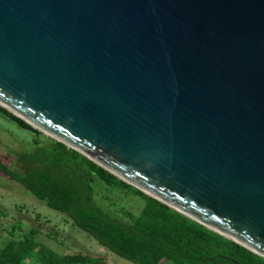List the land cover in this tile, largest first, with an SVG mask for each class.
Segmentation results:
<instances>
[{
	"label": "water",
	"instance_id": "95a60500",
	"mask_svg": "<svg viewBox=\"0 0 264 264\" xmlns=\"http://www.w3.org/2000/svg\"><path fill=\"white\" fill-rule=\"evenodd\" d=\"M0 107L264 258V0H0Z\"/></svg>",
	"mask_w": 264,
	"mask_h": 264
},
{
	"label": "trees",
	"instance_id": "16d2710c",
	"mask_svg": "<svg viewBox=\"0 0 264 264\" xmlns=\"http://www.w3.org/2000/svg\"><path fill=\"white\" fill-rule=\"evenodd\" d=\"M0 154L9 159L0 160V174L8 181L132 264H264V258L124 183L2 107ZM103 193L126 201L112 202ZM36 234L30 230L1 245L0 264H106L81 254L57 255L37 244Z\"/></svg>",
	"mask_w": 264,
	"mask_h": 264
},
{
	"label": "rangeland",
	"instance_id": "374dc122",
	"mask_svg": "<svg viewBox=\"0 0 264 264\" xmlns=\"http://www.w3.org/2000/svg\"><path fill=\"white\" fill-rule=\"evenodd\" d=\"M0 160L3 163L9 161L3 154H0ZM102 196L111 197L115 203L121 201L124 204L126 201L107 193ZM137 202L136 213L141 205ZM108 203L105 201L104 205ZM127 208L133 209L129 205ZM30 230L37 231L34 237L37 244L60 256L81 254L100 259L106 264H132L97 244L85 232L73 226L66 215L48 208L19 184L8 181L0 174V246L9 240L21 238Z\"/></svg>",
	"mask_w": 264,
	"mask_h": 264
}]
</instances>
